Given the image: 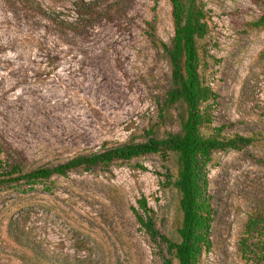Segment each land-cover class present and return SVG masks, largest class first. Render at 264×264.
I'll use <instances>...</instances> for the list:
<instances>
[{"label": "rangeland", "instance_id": "rangeland-1", "mask_svg": "<svg viewBox=\"0 0 264 264\" xmlns=\"http://www.w3.org/2000/svg\"><path fill=\"white\" fill-rule=\"evenodd\" d=\"M78 1L0 0V160L23 170L179 129L182 105L163 103L168 1L97 0L98 13L76 17ZM202 2L199 72L215 98L200 131L252 141L210 154L211 246L198 264H264L239 247L247 218L264 217V27L251 25L264 5ZM175 171L173 153H149L0 187V264H25L9 231L70 264H162L131 207L143 197L154 227L177 240L178 193L165 177Z\"/></svg>", "mask_w": 264, "mask_h": 264}, {"label": "trees", "instance_id": "trees-1", "mask_svg": "<svg viewBox=\"0 0 264 264\" xmlns=\"http://www.w3.org/2000/svg\"><path fill=\"white\" fill-rule=\"evenodd\" d=\"M97 0H79L75 3L76 17L93 15ZM170 6L172 34L167 43L159 41V46L169 65V85L165 90L163 103L170 106L179 103L183 115L176 132H167L162 137H148L143 141H128L73 157L50 166H37L23 170L18 163L0 160V187L25 183L31 188L36 182L44 181L51 175L63 176L76 168L89 169L107 166L115 160H129L149 153L171 152L175 156L174 175L166 174V184L178 193L180 222L177 240H172L154 227L143 197L137 199L136 208L131 211L137 223L158 245L162 264H198L202 252L211 246L209 239L212 208L206 192V165L213 150L240 149L248 145L252 138L239 134L224 136L222 126L212 127L208 134L200 128L211 122L210 103L214 92L199 72L197 39L207 31L202 0H167ZM264 5V0H262ZM253 26L264 27V9ZM244 236L239 241L240 252L245 260L264 262V217L247 218ZM9 237L26 251L18 254L25 264H70L66 259L45 258L36 252L34 246L21 237L20 232L9 231ZM252 239L247 242L248 239Z\"/></svg>", "mask_w": 264, "mask_h": 264}]
</instances>
